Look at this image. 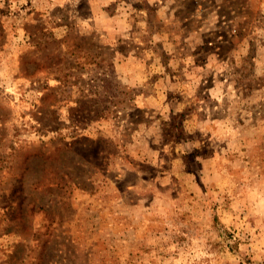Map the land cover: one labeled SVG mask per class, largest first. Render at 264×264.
I'll list each match as a JSON object with an SVG mask.
<instances>
[{"label":"rangeland","instance_id":"374dc122","mask_svg":"<svg viewBox=\"0 0 264 264\" xmlns=\"http://www.w3.org/2000/svg\"><path fill=\"white\" fill-rule=\"evenodd\" d=\"M0 264H264V0H0Z\"/></svg>","mask_w":264,"mask_h":264}]
</instances>
